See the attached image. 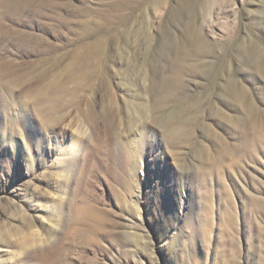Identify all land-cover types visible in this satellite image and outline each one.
Here are the masks:
<instances>
[{
    "label": "rangeland",
    "instance_id": "rangeland-1",
    "mask_svg": "<svg viewBox=\"0 0 264 264\" xmlns=\"http://www.w3.org/2000/svg\"><path fill=\"white\" fill-rule=\"evenodd\" d=\"M0 264H264V0H0Z\"/></svg>",
    "mask_w": 264,
    "mask_h": 264
},
{
    "label": "bare ground",
    "instance_id": "bare-ground-1",
    "mask_svg": "<svg viewBox=\"0 0 264 264\" xmlns=\"http://www.w3.org/2000/svg\"><path fill=\"white\" fill-rule=\"evenodd\" d=\"M98 40V39H97ZM88 46V45H87ZM89 47H90V45H89ZM92 49L91 50H95V51H97L98 52V50H99V48H100V50H101V47H100V43L98 42V43H93L92 44ZM88 49V48H87ZM88 51V50H87ZM86 51V52H87ZM99 53V52H98ZM92 54V53H91ZM95 55V54H94ZM101 55H102V53H101ZM101 55H100V57H101ZM90 57H92V56H90ZM95 58V57H94ZM93 60V59H92ZM95 61V60H94ZM102 61V60H101ZM96 62V61H95ZM86 64V63H85ZM171 135H172V133H171Z\"/></svg>",
    "mask_w": 264,
    "mask_h": 264
}]
</instances>
